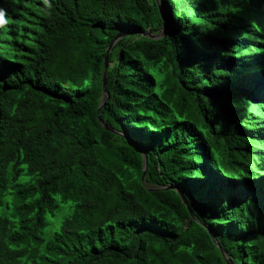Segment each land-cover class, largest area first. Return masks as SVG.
I'll list each match as a JSON object with an SVG mask.
<instances>
[{
  "label": "trees",
  "instance_id": "16d2710c",
  "mask_svg": "<svg viewBox=\"0 0 264 264\" xmlns=\"http://www.w3.org/2000/svg\"><path fill=\"white\" fill-rule=\"evenodd\" d=\"M0 11V264H264V0Z\"/></svg>",
  "mask_w": 264,
  "mask_h": 264
},
{
  "label": "water",
  "instance_id": "95a60500",
  "mask_svg": "<svg viewBox=\"0 0 264 264\" xmlns=\"http://www.w3.org/2000/svg\"><path fill=\"white\" fill-rule=\"evenodd\" d=\"M118 38H119V37H117L115 40H117ZM113 44H114V42H112V43L109 45V47H108L107 50H106V54H105V56H104V72H103V75H102V89H103V91H104V93H105V95H106L105 98L108 97L107 93L105 92V79H106V70H107V55H108V53L110 52V50H111ZM101 106H102V104H101L100 107L98 108L99 111H100V109H101ZM97 119H98L99 123L101 124V126H102L105 130H107V131H111L107 126L103 125V124L100 122L99 118H97ZM143 159H144V161H143V174H144V172H145V170H146V162H147V160H146V154H145V153H144V155H143ZM184 203H185V202H184Z\"/></svg>",
  "mask_w": 264,
  "mask_h": 264
},
{
  "label": "rangeland",
  "instance_id": "374dc122",
  "mask_svg": "<svg viewBox=\"0 0 264 264\" xmlns=\"http://www.w3.org/2000/svg\"><path fill=\"white\" fill-rule=\"evenodd\" d=\"M60 220H61V216H60V218H58V219L55 220V222H54L55 228H57L59 226Z\"/></svg>",
  "mask_w": 264,
  "mask_h": 264
},
{
  "label": "clouds",
  "instance_id": "9594fccd",
  "mask_svg": "<svg viewBox=\"0 0 264 264\" xmlns=\"http://www.w3.org/2000/svg\"><path fill=\"white\" fill-rule=\"evenodd\" d=\"M3 12L0 11V24L6 23V21L3 20Z\"/></svg>",
  "mask_w": 264,
  "mask_h": 264
}]
</instances>
